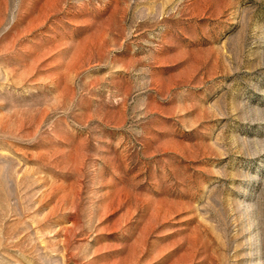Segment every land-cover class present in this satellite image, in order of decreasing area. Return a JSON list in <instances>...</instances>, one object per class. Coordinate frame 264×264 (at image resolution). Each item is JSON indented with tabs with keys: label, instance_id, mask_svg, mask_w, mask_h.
Instances as JSON below:
<instances>
[{
	"label": "rangeland",
	"instance_id": "1",
	"mask_svg": "<svg viewBox=\"0 0 264 264\" xmlns=\"http://www.w3.org/2000/svg\"><path fill=\"white\" fill-rule=\"evenodd\" d=\"M0 264H264V0H0Z\"/></svg>",
	"mask_w": 264,
	"mask_h": 264
}]
</instances>
